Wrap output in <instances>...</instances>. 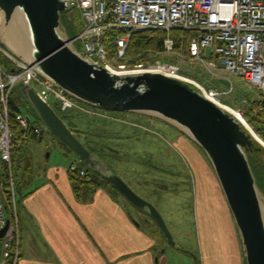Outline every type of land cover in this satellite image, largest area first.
Listing matches in <instances>:
<instances>
[{
    "label": "water",
    "instance_id": "water-1",
    "mask_svg": "<svg viewBox=\"0 0 264 264\" xmlns=\"http://www.w3.org/2000/svg\"><path fill=\"white\" fill-rule=\"evenodd\" d=\"M65 9L64 0H0V44L86 104L108 111L156 116L192 138L213 166L237 226L246 264H264V205L247 156L264 149V143L252 133L254 130L192 83L160 72L121 75L84 58L70 42ZM12 32L20 41V51L8 44ZM17 86L45 128L67 145L82 165L98 173L133 206L148 214L163 238L176 245L157 207L95 156L33 84ZM7 224L0 229V238Z\"/></svg>",
    "mask_w": 264,
    "mask_h": 264
},
{
    "label": "crops",
    "instance_id": "crops-1",
    "mask_svg": "<svg viewBox=\"0 0 264 264\" xmlns=\"http://www.w3.org/2000/svg\"><path fill=\"white\" fill-rule=\"evenodd\" d=\"M17 97L27 106L22 97ZM49 102L51 105L57 103L55 99H50ZM64 112L66 124L105 163V159L100 158L93 147L105 136L119 141L129 139L134 133L142 135L143 132L140 131L147 130L146 125L151 117L136 112L117 114L110 111L121 117L112 121L108 118L100 119L90 111L76 108ZM33 125L39 127L36 122ZM48 132L46 142L51 150L46 152L48 146L43 143L40 133L37 139L31 137L27 140L31 143V147L27 146L30 152L27 153L23 148L19 161L16 178L19 194L17 264H176V252H172V256L167 254L166 241L152 218L133 206L99 174L95 173L92 178L100 182V186L91 190L87 199L82 200L76 196L67 170L68 165L63 164L61 159L71 157V151ZM181 139L185 137L178 134L173 140ZM184 146L195 165L196 173L205 168L216 183L211 165L198 157V153L192 148H188L186 144ZM115 152L110 149L108 154L103 155L120 165V160L113 156ZM35 155H38L41 165L38 160L35 161ZM25 161L26 166L23 167ZM141 163L138 168L123 166L121 169L131 175V179H136L134 174L141 175L140 173L145 172L144 164ZM139 184L144 187L142 182ZM176 185L177 183L167 188L165 183L159 184L152 188L158 190L153 192L154 196H159L160 191L174 190ZM222 203V221L215 220L205 205L198 224L199 233L207 242L206 249L204 250V246L200 249L202 264H246L240 235L230 208L224 200Z\"/></svg>",
    "mask_w": 264,
    "mask_h": 264
},
{
    "label": "built area",
    "instance_id": "built-area-1",
    "mask_svg": "<svg viewBox=\"0 0 264 264\" xmlns=\"http://www.w3.org/2000/svg\"><path fill=\"white\" fill-rule=\"evenodd\" d=\"M65 16H80L82 28L70 42L80 41L82 55L107 68L108 62L103 36L107 29H126L124 35L115 39L117 57L123 58L132 31L142 29H182L197 31L190 39L187 52L179 51L177 56L188 55L191 60L203 63L212 70L221 65L231 75L244 80L250 88L259 90V103L264 102V0H64ZM69 18V17H68ZM166 50L173 51V40L164 41ZM2 55L10 58L15 70L5 71L0 63V165H9V186L0 179V229L7 227L0 238V264H17L19 256V218L17 211L16 185L12 179L11 149L13 146L9 101L12 91L19 83H32L45 100L55 99L62 110L78 108L90 111L89 107L76 101L62 88L41 76L30 65L10 55L0 44ZM215 55V58L211 56ZM146 66V68H141ZM115 67L124 68L118 64ZM132 68V67H131ZM134 69H155L170 77L194 84L217 104L221 92L206 90L197 81L181 73L179 61L157 60L153 64H137ZM230 86L227 92L231 91ZM223 92V91H222ZM225 105V104H222ZM227 106V105H226ZM230 107L228 106V109ZM230 112L244 118L240 110ZM14 120L23 128L22 138L28 139L26 129L29 119L22 112H15ZM34 138L40 128L34 127ZM68 172L80 177L86 170L76 163L68 165Z\"/></svg>",
    "mask_w": 264,
    "mask_h": 264
},
{
    "label": "rangeland",
    "instance_id": "rangeland-1",
    "mask_svg": "<svg viewBox=\"0 0 264 264\" xmlns=\"http://www.w3.org/2000/svg\"><path fill=\"white\" fill-rule=\"evenodd\" d=\"M68 17L69 20L66 21L67 29H75L76 24L73 19L74 16L71 15ZM78 32L77 29L72 38L76 37ZM74 46L80 50V41H74ZM158 55L160 59L166 61H179L182 66L180 70L181 73H184L189 78L197 81L206 90L213 89L221 92V103L229 106L233 110H240L244 114L245 119L251 100H257L259 106L262 105L259 103V90L248 87L242 78L231 75L219 64H216V68L212 70L214 72L212 74L210 73V69L203 63L191 60L188 55L180 54L177 56L176 52L166 50L165 46L164 51ZM115 66L116 65L114 64V68H119ZM141 68H146V66ZM123 69L131 70L134 68L125 66ZM230 86L232 87V90L227 92V89ZM12 98L19 105L21 112L29 116L31 123L34 124V122H36L39 125L40 130H43L41 137L43 138V143L48 146L46 152H49L51 146L46 142V136L49 134L48 129H46L43 123L38 120L30 107L28 105L26 106L23 101L17 97L15 92L12 94ZM90 112L94 113V111ZM113 112L117 114L121 113L118 111ZM94 114L100 119L108 118L112 121L121 118H119V115H117V117L113 113L104 110L95 111ZM77 120H75V122H77ZM76 125L81 127V125L77 123ZM84 128L86 129V127ZM146 128L147 130L140 131L143 132L142 135L134 133L127 140L122 139L117 141L109 136H105L99 141V144H97L96 147H93V149H95L100 158L105 159L104 161H106L108 165H111L112 169L118 173V175H120L133 190L143 198L152 202L161 212L170 232L172 233L174 241L176 242V245H172L164 239L166 241L167 254L170 256H172V252H176L177 254V256H174V262L176 264H202L200 249L201 246H204L205 250L207 242L206 238H202L199 233L198 224L202 218L201 215L204 206L207 205L208 212L210 210V214L214 216L215 220L222 221V211H224L223 200L228 205L221 187H218L220 185L218 178L204 150L192 138L184 134L176 126L156 116H151ZM253 130L257 133L254 128ZM178 134L183 135L185 139L178 141L173 140ZM184 144H186L188 148H192L194 152L198 153V157L206 160L211 165L215 174V176H213L216 183L212 179V174H210L205 168L198 170V173H196L195 165L190 155L187 154ZM27 146L31 147V143L26 141L23 144L24 149L27 150ZM110 149L116 151L113 156L120 160V165L115 164V162H112L111 159H108L103 155V153L108 154L107 152ZM29 152L30 151L27 150V153ZM70 154H72V152H70ZM34 158L35 161L38 160V163L40 164L38 155H35ZM70 158L76 159L74 154H72L71 157H61L64 162L63 164L68 165L71 160ZM140 162H142L141 164H144L145 172L140 173L142 176L134 174L133 177L136 179H131V175H127L121 169L123 166H135V168H138ZM24 166H26V161L24 162L23 167ZM89 173L91 177H93L96 172L90 171ZM140 182L143 183V188L140 186ZM164 183L167 188L172 187L175 183H177V185L174 190L160 191V195L155 197L153 192H157L158 190L152 188ZM261 191V200L264 205V189L261 188ZM155 226L157 228V225ZM159 231L160 230H158V232ZM176 248L178 250H176ZM171 260L173 261V259Z\"/></svg>",
    "mask_w": 264,
    "mask_h": 264
},
{
    "label": "trees",
    "instance_id": "trees-1",
    "mask_svg": "<svg viewBox=\"0 0 264 264\" xmlns=\"http://www.w3.org/2000/svg\"><path fill=\"white\" fill-rule=\"evenodd\" d=\"M73 19H74V23L76 24V28L71 30L67 29L68 30L67 33L70 38H72L75 35L77 29L79 31L82 28L80 16L77 13L74 14ZM126 32H127L126 29H117V28H109L105 31L102 40L106 48V55L108 62L113 63L115 65L123 64L128 67H134L137 64H143V65L153 64L157 60H164V59H160L158 57L159 56L158 54L164 51L165 39L170 38L173 40L174 52L177 53L180 50H182L183 52H187V48L191 37L197 34V31L182 30V29H171L167 31L160 28H156V29L148 28L139 31H132L123 58H118L117 45H115V39L117 38V36L124 35ZM211 57L215 58V55H212ZM0 63H1V67L5 71H13L16 68L14 62L6 55H2ZM14 92L16 93L17 96L22 97L18 86L14 88L12 94ZM22 99L24 98L22 97ZM25 103L27 104V102ZM52 106L57 111V113L62 118L65 119V112L60 109L59 103L57 102ZM9 110L12 117L10 121V125L13 135V139H12L13 146L11 149L12 179L16 185L15 187H17L16 188L17 190L18 189V185H17L18 181H16L17 171L19 169V161L22 158V152H23L22 147L23 144L27 141V139L22 138L24 130L19 125V123H17L14 120L15 112L17 111L20 112L21 109L19 105L12 98V95L9 101ZM246 119L248 123L257 131L260 137L264 140V102L262 103L261 106H259L257 100H251L249 110L246 114ZM33 128H34L33 125L29 123V126L26 129L27 134L31 137H34ZM247 156L257 187L260 190V192H262L261 188L264 189V149H262L260 152L248 153ZM90 171L91 170H89L86 167V175L84 177H80L76 173L69 172L74 193L79 199L82 200L87 199L90 191L100 186V182L93 179L92 177L90 178V173H89ZM0 179L4 181L6 187L9 186V181H10L9 165L6 163H2L0 165ZM102 179L107 181L103 177ZM16 198H17V207H18V199H19L18 191H16Z\"/></svg>",
    "mask_w": 264,
    "mask_h": 264
},
{
    "label": "bare ground",
    "instance_id": "bare-ground-1",
    "mask_svg": "<svg viewBox=\"0 0 264 264\" xmlns=\"http://www.w3.org/2000/svg\"><path fill=\"white\" fill-rule=\"evenodd\" d=\"M8 44L12 47V48H14V50H16V51H20V48H19V46L21 45L20 44V41L18 40V37L15 35V34H13V32H12V34L10 33L9 34V37H8ZM111 72H114V73H118V74H127V73H136V72H141V71H151V72H156V70L153 68V69H131V70H127V69H123V68H114V67H111L110 69H109ZM71 96V95H70ZM73 97V96H72ZM73 98H75V97H73ZM75 100L77 101L78 99H76L75 98ZM220 106H222L223 108H226V109H228V106H226V105H222V104H220ZM229 111H230V108L228 109ZM235 117L238 119V120H240L241 122H242V124L245 126V127H251L250 125H249V123L245 120V119H241L240 117H238V116H236L235 115ZM252 133L254 134V131H252ZM255 135V134H254ZM256 136V135H255ZM256 137H258V135L256 136ZM259 138V137H258ZM263 143H264V141L262 140V139H260Z\"/></svg>",
    "mask_w": 264,
    "mask_h": 264
}]
</instances>
